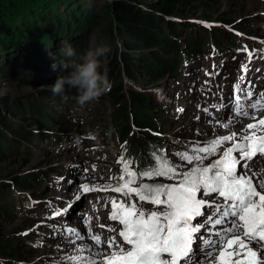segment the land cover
I'll return each mask as SVG.
<instances>
[{"label": "rangeland", "instance_id": "1", "mask_svg": "<svg viewBox=\"0 0 264 264\" xmlns=\"http://www.w3.org/2000/svg\"><path fill=\"white\" fill-rule=\"evenodd\" d=\"M163 1L14 0L12 9L17 19L12 23L13 16L5 11L7 0H1L0 25L4 29H0V63L13 70L9 74L13 80H0V126L8 122L16 134L11 129L8 132L0 129V206L4 208V214L0 213V251L8 247L6 252L9 254L3 258L0 252V264H59L61 257L72 253L77 245L89 242L86 239L77 241V245H70L67 241L64 243L66 238L62 230L69 225L74 229H78V226L80 232L85 234L87 226L81 227L80 222L84 218L83 214L90 213L88 208H98V214L109 215L112 199H122L120 194L110 190L83 193L80 187L87 184L90 189L110 188L120 183L118 178L125 164L134 170L132 161H125L124 165L119 161L122 149L115 133L110 132L113 107L105 95L98 102L80 106L74 99L75 90L66 91L64 95L69 98L65 100L60 95H54L50 87L60 73L66 74L59 67L62 57L68 60L65 62H81L88 50L113 45L118 48L124 39H130L123 33L125 29L121 28L120 32L115 29V34L107 36L106 30L113 32L117 26L114 15L117 16V8L121 3L159 21L157 24L161 31L155 26L149 28L160 35L161 43L134 47V56L140 62L154 64L151 56L165 50L166 40L175 42L179 50L183 45L189 49L190 41L202 42L206 37L212 39L223 37L224 34L235 41L232 47H228L225 41L224 45L218 47L223 46L227 50L223 59L215 60L217 55L212 57L209 54L202 58L184 53L182 56L189 59L184 63L183 59L180 61L177 72L165 73L167 69H157L155 63L151 66L152 71L164 73L162 78L150 81L138 72L135 81L124 79L125 87L129 85L132 89L144 91L162 107L161 114L158 113V117L162 118L158 120L159 130L154 131V135L164 143L162 155H166L173 164H185L176 155L177 152L231 134L224 126H220L216 133L210 131L201 134L203 127L210 128L216 123L225 122L230 116L244 119L235 117L229 104L230 97L223 87L233 81L236 71H242L245 75L253 69H259L264 61V0H208L203 8L186 7L182 10H178L179 3H176L174 10L169 13L157 10V5ZM110 6L114 15L110 12ZM30 8H42L34 14L33 21L30 18L33 13L28 11ZM25 11L28 14L18 15ZM201 12L210 16L211 20L201 19ZM52 14L56 21L51 19L48 23ZM94 17L98 18L97 23L91 21ZM24 18L29 25L19 32V22ZM168 23L174 28L173 32L167 30ZM53 26L60 28L56 31L52 29ZM136 29L145 32L142 27L136 26ZM68 45L75 52L72 58L60 53V49ZM204 49L199 50L202 52ZM80 53L84 54L78 56ZM106 56L100 58L103 69H106ZM53 64H57L55 71ZM19 65L25 66L26 71L24 75L16 76L15 70ZM216 65H220V69L215 72ZM254 72L256 74L252 73V78L259 74L260 69ZM258 79L255 82H259ZM236 97H232V103H235ZM11 103L15 107L14 113L6 109ZM33 104L40 112L35 115L36 119L46 120V125L30 120L34 115L31 112ZM95 112L98 116L91 119ZM205 113L210 118L204 117ZM4 118L6 121H3ZM42 135H47L48 139H43ZM100 135H105V143L99 140ZM216 158L212 156L204 163L208 164ZM192 166L188 164L187 168ZM116 167L121 168L119 175ZM154 180L171 183L163 177ZM22 181H27L29 185L21 187ZM61 186H65V189H61ZM58 190L69 194L63 195L68 196L65 199L71 198V201L65 200L67 204H59L63 196L54 194L61 193ZM77 195L81 196L80 201H76ZM205 199L211 201L208 197ZM69 201L75 205L77 217L70 218L65 224L67 217L62 210L68 207ZM107 203L108 207L105 208ZM204 211L210 215L212 209L206 207ZM57 212H61V215L56 216ZM94 221L91 222L92 231L96 229L95 223L99 227L103 225L97 219ZM22 222L24 224L21 225ZM98 229L103 232V229ZM104 235L101 246H107V232Z\"/></svg>", "mask_w": 264, "mask_h": 264}, {"label": "snow or ice", "instance_id": "2", "mask_svg": "<svg viewBox=\"0 0 264 264\" xmlns=\"http://www.w3.org/2000/svg\"><path fill=\"white\" fill-rule=\"evenodd\" d=\"M237 88L240 95L235 103L229 101L235 117L255 121L241 133L233 131L177 152L185 164L155 154L154 163L138 172L125 164L116 186H80L83 193L120 194L121 200L111 201L109 219L121 227L108 231L117 232L122 243L109 237L103 250L101 234L92 233L90 218L82 219L86 235L70 225L62 235L70 245L86 239L94 243L77 245L59 264H264V118L257 119L264 112V91L255 93L247 85ZM241 122L229 117L233 126ZM225 143L230 146L223 147ZM212 156L217 158L205 164ZM188 164L193 166L187 168ZM157 177L171 183L147 182ZM206 207L212 209L210 215ZM74 210L69 202L62 212L67 217Z\"/></svg>", "mask_w": 264, "mask_h": 264}, {"label": "trees", "instance_id": "3", "mask_svg": "<svg viewBox=\"0 0 264 264\" xmlns=\"http://www.w3.org/2000/svg\"><path fill=\"white\" fill-rule=\"evenodd\" d=\"M143 1L144 0H142V2ZM13 2L14 0H7V8L5 9L6 14H8L9 12V16H13V18L11 19L12 23L17 19V15H13ZM176 3H179V5L177 6L178 10H182L186 7L203 8L205 5H207L208 0H164L163 2H160L156 8L157 10L159 9L166 11V13H169V11L174 10V4ZM196 4H198V6H196ZM37 8L28 9L29 13H33L30 14V18H32V21L37 10H42V8ZM109 9L110 12L114 15L115 12L112 10L111 6ZM28 11H25L18 15L24 16L23 14H28ZM10 12L12 14H10ZM200 16L202 17L201 19L211 20L210 16L205 15L202 12L200 13ZM97 17L100 16L97 15ZM97 17H94L93 19H91V21L93 23H97ZM114 17V23H117V26L116 28H114L113 32H110L109 29H107V36L111 37L112 34H115V29H117V32H120L121 28L125 29L123 33L130 39H124L123 44L118 48H116L114 45L109 46V52L106 56L107 60L105 61L106 69L100 67L98 70L102 74H106L108 79L112 81L111 90L105 94V99L108 101L109 105L113 107L111 119L112 129H110V132L115 133V136L118 139V143L120 145V148L122 149V157L124 161H132L131 165H133L137 170H140L142 168H146L149 163H154L153 157L155 154H162L164 143L163 141H161V139H159V137H156L154 135V131L159 130L158 120H162V118L158 117V113L161 114L162 112V107L157 105L153 96L146 95L144 91L132 89L129 85L125 87L124 79H126L127 81H135L138 72L143 73V75L149 78L150 81L160 79L163 77L164 73H153L151 66H154L155 63L158 65H155L157 69L165 67L167 69L165 73L177 72L179 69V63L182 60V54L188 53L189 55H198L200 54L199 49L204 47L205 54L203 53V55H207L208 47L210 46L211 42H213L214 47H216L221 46L222 44L224 45V41L227 42L228 45L229 43H233L234 41L232 38H228L227 35L224 34L223 37L218 38L215 37L210 39L209 37H206L204 40H202V42H200V40L195 42L190 41L189 49H187L188 46L184 48L183 45L181 46L182 49L179 50L175 42L166 40V42H164L165 50L160 51L159 54H154L151 56V59L154 60L153 62L155 63H144L143 61H138V59L134 56V47H138L141 44L147 43L150 44V46L159 45L161 43L162 38L160 37V35L158 33L150 31L149 28L155 26L157 29H159L160 26H158L157 24L159 23V21H157L156 19L152 20L150 16L139 13L138 11L131 9L129 6L122 3L117 8V16L114 15ZM26 18L19 22V25H21L18 28L19 32L22 31L23 28L27 29L26 25L29 24L27 21L28 18ZM51 19L54 22L56 21L53 17V14L50 18H48V20H46L49 23ZM223 22L225 21L223 20ZM169 24L171 23H168V26L166 28L169 32H173L174 28ZM136 26L144 28L145 32L139 30L140 28L136 29ZM1 28L4 29V27L0 25V29ZM59 28L60 26H53L52 29H55L57 31L59 30ZM159 30L161 31V28ZM44 33H46V31L41 33L40 38L44 35ZM131 38H134L135 40ZM78 56H81V53ZM62 60L68 61L64 57H62ZM0 66V80H13V76H9V74L13 73V70L1 63ZM25 71L26 67L19 65L15 70L16 74L14 75H24ZM61 74L64 73H60L59 75ZM35 106V104L31 105V112L34 115H32L30 120L37 123L39 122L42 125H46V120H43L41 118L36 119V116L39 115L40 112L35 108ZM6 109L11 113H14L15 111V107L12 103L8 104V107ZM97 112L93 113L91 119L98 116ZM3 121H6V119L4 118ZM0 129L2 130V132H8V130L11 129L13 134H16L15 130L8 124V122H5V124L2 123V127L0 126ZM41 137L43 139H48L47 135H42ZM1 139L2 137L0 135V141ZM99 140L105 143V135H100ZM28 185L29 184L27 181H22L20 186L23 187ZM0 207V210H2L0 211V213L4 214V208L2 206ZM6 251H8V247L3 251H0L1 253H3V258L9 256Z\"/></svg>", "mask_w": 264, "mask_h": 264}, {"label": "clouds", "instance_id": "4", "mask_svg": "<svg viewBox=\"0 0 264 264\" xmlns=\"http://www.w3.org/2000/svg\"><path fill=\"white\" fill-rule=\"evenodd\" d=\"M109 52L107 47L96 48L87 51L81 58V62L71 60L65 62L61 60L59 67L66 72L57 77L54 85L50 86L54 95H60L62 99L69 97L64 95L75 90V101L80 106L98 102L99 99L111 90V82L106 74H102L98 69L101 67L100 58ZM60 53L68 58L75 56L71 45L61 48ZM53 70L57 69V64L52 65ZM70 69V70H69Z\"/></svg>", "mask_w": 264, "mask_h": 264}, {"label": "bare ground", "instance_id": "5", "mask_svg": "<svg viewBox=\"0 0 264 264\" xmlns=\"http://www.w3.org/2000/svg\"><path fill=\"white\" fill-rule=\"evenodd\" d=\"M205 54V53H204ZM260 72H259V74L257 75V76H255V77H253L252 78V74L247 78V79H249L250 80V82H247V85H248V87L249 86H251L250 88L251 89H254V92L256 93L258 90V92H260V85L258 84L259 82H261V80H262V77L264 76L263 74H262V72L264 71V61L260 64ZM258 69V70H259ZM257 70V71H258ZM253 73L254 74H256L254 71H253ZM256 78H259L258 80H259V82H255V79ZM224 90H225V88H224ZM227 92H228V94L230 93L228 90H227ZM256 97L254 96L253 97V99H255ZM204 117H206L207 119L208 118H210V115L208 114V113H205L204 114ZM212 118V117H211ZM260 118H264V112H260L258 115H257V119H260ZM233 119V121H235L236 119H239V118H232ZM242 122L241 123H238V124H235L234 126H233V124H231V123H229V119H227L225 122H222V123H220V124H218V123H216V124H214L212 127H210V128H207V127H203L202 129H201V134H205L206 132L208 133V132H210V131H212V132H217V131H219V129H220V126L222 127V126H224L225 127V125H228L226 128H227V130H230V132L232 133L233 131H235V132H238V133H241L242 131H243V129L246 127V125L248 124V123H254L255 121H253V120H251V119H247V118H244V119H240ZM222 129V128H221ZM228 143H225V145H223V147H228V146H226ZM230 146V145H229ZM223 148H221V150H222ZM67 165H75L74 163H68ZM62 187V186H61ZM63 187H65V186H63ZM62 187V188H63ZM65 189V188H64ZM55 195H58V197L59 196H63V198L64 199H62V200H59V204H67V202H65L64 203V201L65 200H70L71 201V198L70 199H65V198H67L68 196H64V195H69V194H67V193H65V192H61V193H54ZM64 194V195H63ZM72 197V196H71ZM69 201V202H70ZM74 207V209L76 208L75 207V205L73 206ZM77 215V211L76 210H74V211H72V213H71V215H68L67 216V220H69L70 218H72V217H75ZM77 217V216H76ZM59 218V217H58ZM76 219V218H75ZM59 220H60V218H59ZM79 220V219H78ZM27 221V220H26ZM22 224H24V222H22L21 223V225ZM80 226L82 227V225L80 224ZM77 228H78V230L80 231L81 230V228L80 227H78L77 226ZM95 232H96V234L97 233H99V234H101V236L102 235H104V230H103V232L102 231H100L97 227H96V229L94 230ZM108 232V229L107 230H105V232ZM65 241H67L66 239L65 240H63V242L65 243ZM122 240H119V242H121ZM79 244V243H78ZM88 244H93L90 240H89V242H88ZM77 245V244H76ZM79 245H81V244H79ZM99 247H101V248H105V247H107V246H99ZM245 259H246V257H245Z\"/></svg>", "mask_w": 264, "mask_h": 264}, {"label": "water", "instance_id": "6", "mask_svg": "<svg viewBox=\"0 0 264 264\" xmlns=\"http://www.w3.org/2000/svg\"><path fill=\"white\" fill-rule=\"evenodd\" d=\"M81 54H84V53H81Z\"/></svg>", "mask_w": 264, "mask_h": 264}]
</instances>
